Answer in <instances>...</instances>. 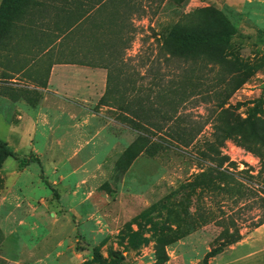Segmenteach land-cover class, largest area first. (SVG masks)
Here are the masks:
<instances>
[{"label": "rangeland", "instance_id": "1", "mask_svg": "<svg viewBox=\"0 0 264 264\" xmlns=\"http://www.w3.org/2000/svg\"><path fill=\"white\" fill-rule=\"evenodd\" d=\"M136 1L140 6L133 11L136 31L125 56L132 59L133 79L142 85L157 82L155 101L162 115L169 114L170 106H162L166 100L158 86H166L184 63L167 61L152 35L170 23L178 29L211 30L222 13L236 27L226 48L235 63L231 68L239 66L249 73L228 103L240 105L231 110L241 118L249 113L264 118V0H183L180 5ZM30 7L34 6L27 2L20 5L24 21L29 20ZM44 13L36 16L37 27L52 25L53 18L42 20L52 11ZM33 38L27 35L0 45V138L20 158L30 159L20 165L9 157L0 169V264H98L94 248L105 257L112 250L121 251L120 264H202L204 254L217 243L221 231L217 221L232 214L244 233L263 212L252 197L234 204L214 192L189 190L201 166L194 155L212 131L209 102L198 95L178 105L176 115L186 118L178 121L197 126L208 121L191 145L181 149L151 145L129 166L117 169L116 160L138 135L117 120L120 107L78 103L36 86L45 79L50 61L74 60L85 55V49L76 51L79 43L68 38L49 55L36 56L30 46ZM22 46L26 52L19 55ZM21 66L25 70L19 75L3 78ZM210 76L217 85L212 95L216 99L225 87L222 78L228 75L220 68ZM89 93L100 97L93 89ZM141 93H146L144 88ZM140 120L164 127L171 123L158 113L149 120L141 115ZM222 151L236 162L233 171L248 169L240 175L258 182L249 176L259 170L257 156L232 140ZM187 208L194 213L187 215ZM258 228L244 233L208 264H264V228ZM170 237L176 239L168 243Z\"/></svg>", "mask_w": 264, "mask_h": 264}, {"label": "trees", "instance_id": "2", "mask_svg": "<svg viewBox=\"0 0 264 264\" xmlns=\"http://www.w3.org/2000/svg\"><path fill=\"white\" fill-rule=\"evenodd\" d=\"M24 1V2H22ZM28 0H0V45L8 40L20 41L22 37L31 35L28 31L26 20H23L24 11H20V5L26 4ZM85 2V11H67L65 14H56L54 22H60L55 28H43L36 37L40 39L41 49H48L43 56L49 55L52 48L61 41L74 38L76 51L80 49L85 55L77 57L75 62L90 66L104 67L107 70L106 88L98 104L110 107H120L119 120L138 132L137 137L122 151L115 162V168L124 169L129 166L132 160L142 151H147L151 145L170 146L174 148H186L191 145L201 131L204 124L198 125L191 121H178L182 118L177 116L178 105L190 98L201 96L204 102L210 104V114L212 131L210 138L202 142V147L197 149L194 155L200 163V169L193 174L190 182L191 192L199 189L202 191L214 192L225 201L231 199L234 204H238L242 198H255L263 208V212L258 218L250 223V227L244 232L251 231L264 223V118L256 117L249 113L241 118L233 112L239 108L229 104L228 99L233 92L238 89L249 77V73H244L241 67L235 66L234 62L228 59L226 52L227 45L236 32L235 25L222 13L211 30L197 28L178 29L174 23H170L161 33H154L152 37L157 41L159 53L163 54L167 61L179 60L184 63L181 71L167 81V85L158 86V92L165 97L166 104L170 106L167 115L161 114L162 107L155 101V79L153 83L142 85L140 81L132 78L134 65H131L129 57L125 56V50L134 37L136 26L133 23L135 14L138 11L136 0H70ZM180 5L183 0H167V2ZM22 2V3H21ZM123 6V9H121ZM19 10V11H16ZM89 10L92 12L88 13ZM59 19V20H58ZM72 52V51H71ZM73 53V52H72ZM77 54V53H76ZM69 60L57 61L68 62ZM54 60L46 69L45 79L38 85L45 87L49 69ZM226 71L227 77L225 87L221 95H215L216 84L209 80L210 75L216 69ZM124 73V74H123ZM12 75V74H11ZM3 76L10 79L13 76ZM124 75V77L122 76ZM222 76V75H221ZM145 76H142L144 79ZM221 78V77H220ZM219 78V80H220ZM224 83V82H222ZM152 84V85H150ZM144 86V87H140ZM146 91L145 94L141 90ZM161 102L159 98L158 103ZM229 104L228 106H225ZM233 109V110H231ZM165 112V110H164ZM167 112V110H166ZM155 113L163 116L171 123L164 127L158 122H142L141 115L149 120ZM226 115L223 119H220ZM207 118H210V117ZM211 119V118H210ZM173 120V121H172ZM177 122H176V121ZM166 121V120H165ZM153 139V140H152ZM227 140L234 141L237 145L251 152L258 157L260 167L256 175L257 181H252L240 174L248 169L236 170V162L230 160L222 149ZM18 160L20 165L28 163L26 158H20L4 139L0 138V169L7 158ZM224 204V201H223ZM189 208V207H188ZM186 209L187 215L194 212ZM198 210V206L195 207ZM217 224L221 226L217 243L214 244L203 256L202 264H208L211 257L222 252L225 247L238 242L243 237L242 223L238 219L228 215L226 220H219ZM182 236V234L177 235ZM176 237L167 239L168 243L174 241ZM167 255L163 256L166 260ZM93 259L98 264H120L123 253L119 250H112L105 257L97 248L93 249Z\"/></svg>", "mask_w": 264, "mask_h": 264}, {"label": "crops", "instance_id": "3", "mask_svg": "<svg viewBox=\"0 0 264 264\" xmlns=\"http://www.w3.org/2000/svg\"><path fill=\"white\" fill-rule=\"evenodd\" d=\"M29 1L30 0L27 1V4H30L34 7L33 8L30 7L31 8L30 11L32 12L31 15H29L30 16L29 20H26V22L28 21L26 25L27 27L29 26L28 31L30 32V34L33 33L30 36H34V38L32 39L34 46L33 45L30 46L34 48L36 56H43V54L48 50V49L45 50L41 49L40 39L39 37L38 38L36 37V35L38 36L39 32H41L43 28H46L45 26L42 25L37 27L38 21H36L35 18L38 17L37 15L40 14L41 11L47 13H49V11H52L51 14L49 13V16L43 17L42 20H44L43 22H45L47 21V19L53 18L51 21L52 25H49L47 27L55 28L56 25L61 24L62 20L60 19V22L58 23L54 22L56 20L54 18V15L65 14L67 11H75V12L85 11L86 8V4L84 1L83 3L77 1H70V0H52V1L32 0L31 2ZM90 12H92V10H89L88 13ZM47 13H44L43 15ZM24 46L27 47V45ZM24 46H22L23 52L21 51L19 55H23V53L26 52ZM27 48L29 49V47ZM75 61L76 58L68 62L54 61L49 69L46 86L43 87L38 84H36V86L46 92L53 90L54 93L62 96H66L67 98L72 100H77L78 103L80 102V103L88 104L90 102L91 103L93 102L95 105H103V104H98V102L99 99L104 94L106 88V74H107L106 68L81 64ZM50 63L51 61L48 63V65ZM29 65H32V63L30 62L28 66ZM23 70H25V66H21L19 69L11 71L12 73L11 76H13V74L17 76ZM90 89L98 91L99 94L97 96L100 95V97L99 98L94 97L92 93H89ZM92 96L95 99L94 98L92 99ZM262 228H264V223L260 225V228H258L259 231H261Z\"/></svg>", "mask_w": 264, "mask_h": 264}]
</instances>
